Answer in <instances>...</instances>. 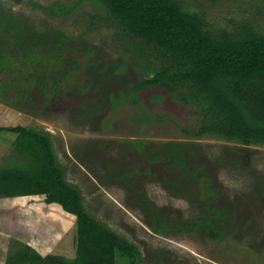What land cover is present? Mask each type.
I'll list each match as a JSON object with an SVG mask.
<instances>
[{"label": "rangeland", "instance_id": "rangeland-1", "mask_svg": "<svg viewBox=\"0 0 264 264\" xmlns=\"http://www.w3.org/2000/svg\"><path fill=\"white\" fill-rule=\"evenodd\" d=\"M177 1L213 32L251 26L264 35V0ZM77 2L0 0V55L21 71L25 48H48L55 59L47 77L68 73L56 89L0 93V128L50 136L66 182L92 217L138 249L135 264H264V146L198 137L197 110L164 88L133 94L153 76L145 67L159 69L160 58L104 22L92 26L106 15L97 4L71 15L49 12ZM16 140L0 132V167L25 165ZM34 206L0 200V264L26 246L41 255L65 249L49 210ZM116 260L130 264L119 254Z\"/></svg>", "mask_w": 264, "mask_h": 264}, {"label": "trees", "instance_id": "trees-1", "mask_svg": "<svg viewBox=\"0 0 264 264\" xmlns=\"http://www.w3.org/2000/svg\"><path fill=\"white\" fill-rule=\"evenodd\" d=\"M86 2L106 12L92 26L104 22L144 43L160 58L159 69L145 67L153 76L131 88L133 94L164 88L172 98L197 110L203 120L198 137L264 146V35L251 26L235 33L213 32L199 14L186 11L177 0H78L71 8L55 7L49 12L71 15ZM24 51L21 71L16 61L0 55V74L5 69L11 72L1 79L0 93L17 88L21 96L34 86L41 91L56 89L67 78L66 71L47 77L49 63L55 59L48 48ZM39 67L43 68L37 71ZM0 132L17 136L15 151L26 160L23 166L0 167V200L27 201L33 207L36 204L39 212L47 208L46 218L54 220L65 248L41 255L26 246L5 264H117V254L135 264L138 249L92 217L80 191L66 182L48 134L25 127L0 128ZM157 229L163 231L166 226L160 222ZM210 237L220 239L221 235L210 231Z\"/></svg>", "mask_w": 264, "mask_h": 264}]
</instances>
